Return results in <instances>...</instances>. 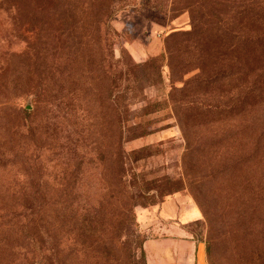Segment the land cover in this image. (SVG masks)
Segmentation results:
<instances>
[{
    "label": "rangeland",
    "instance_id": "obj_1",
    "mask_svg": "<svg viewBox=\"0 0 264 264\" xmlns=\"http://www.w3.org/2000/svg\"><path fill=\"white\" fill-rule=\"evenodd\" d=\"M104 4L107 15L93 24V0H0V151L5 147L6 155L23 152L36 165L30 182L7 175L0 165V205L23 201L3 193L4 187L21 186L55 187L60 193L56 199L65 205L93 203V179L98 183L95 177L102 176V169L93 165V134L83 137L79 128L93 122L116 123V115H110V106L102 98L111 88L122 125L121 151L140 149L139 158L129 161L122 174L125 182L133 181L130 169L147 180L160 175L181 177L184 145L166 99L167 64L155 56L163 51L168 31L190 28L189 17L186 11H171V0H104ZM184 39H177L176 47L189 58L191 47ZM93 40L98 51L91 54L88 45ZM191 67L186 61L175 70ZM236 90L227 84L212 94L225 102ZM26 103L29 109L24 108ZM263 114L264 107L254 111L253 137L242 138L243 129L238 139L242 168L232 170L225 164L218 175L206 176L208 215L214 225L208 226L186 186L154 204L133 206L145 264L153 262L146 259L144 242L168 230H161L158 219L146 218L141 211L167 197L177 200L181 211L188 205L198 209L199 218L181 214L172 220L183 234L202 241L208 264H264ZM236 118L224 124L226 133L232 124L249 123ZM201 120L192 116V121ZM137 122L151 131L131 138L126 127Z\"/></svg>",
    "mask_w": 264,
    "mask_h": 264
},
{
    "label": "trees",
    "instance_id": "obj_2",
    "mask_svg": "<svg viewBox=\"0 0 264 264\" xmlns=\"http://www.w3.org/2000/svg\"><path fill=\"white\" fill-rule=\"evenodd\" d=\"M103 1L93 0V24L107 15L108 5ZM170 10L176 14L186 11L190 22L189 29L168 31L163 51L155 56L167 64L166 99L184 145L181 177L160 175L147 180L130 169L133 181L125 182L122 174L129 169V161L139 158L140 149L121 151L122 125L111 88L102 98L106 107L110 106V115H116V123L93 122L79 128L85 133L83 137L93 134V165L102 169V176L95 177L98 183L93 179V203L65 205L56 199L60 193L55 187H4L5 197L24 200L0 205V264H145L142 241L134 228L133 206L154 204L184 186L208 226L214 225L208 215L206 176L210 172L218 175L225 164L232 170L242 168L238 139L243 129L242 138L248 141L253 137L252 116L264 107V0H171ZM180 38L191 47L189 58L176 47ZM96 45L94 40L88 45L91 54L98 51L94 50ZM186 61L192 63L191 68L175 70ZM190 69L196 70L184 76ZM227 84L237 90L230 101L229 97L219 102L212 93ZM261 114L257 119L262 123ZM192 116L202 120L192 121ZM235 116L236 121L249 123L232 124L226 133L224 124ZM126 130L131 138L151 131L139 122ZM5 153L4 147L0 165L7 169L5 173L30 182L36 167L30 155ZM150 188L154 191L149 192ZM41 197L54 199L40 201Z\"/></svg>",
    "mask_w": 264,
    "mask_h": 264
},
{
    "label": "crops",
    "instance_id": "obj_3",
    "mask_svg": "<svg viewBox=\"0 0 264 264\" xmlns=\"http://www.w3.org/2000/svg\"><path fill=\"white\" fill-rule=\"evenodd\" d=\"M141 213L146 218L158 219L157 227L168 230L144 242L147 261L150 259L153 264H208L202 241L193 239L190 234H183L179 224L172 220L174 216L179 218L181 214L188 219L199 218L196 207L188 205L181 211L177 200L167 197L158 204L143 209ZM170 229L173 232L170 233Z\"/></svg>",
    "mask_w": 264,
    "mask_h": 264
},
{
    "label": "water",
    "instance_id": "obj_4",
    "mask_svg": "<svg viewBox=\"0 0 264 264\" xmlns=\"http://www.w3.org/2000/svg\"><path fill=\"white\" fill-rule=\"evenodd\" d=\"M25 106H26V107H29V106H30V104H29V103H26V104H25Z\"/></svg>",
    "mask_w": 264,
    "mask_h": 264
}]
</instances>
